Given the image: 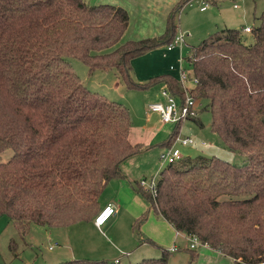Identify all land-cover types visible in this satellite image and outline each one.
<instances>
[{"label": "trees", "instance_id": "obj_1", "mask_svg": "<svg viewBox=\"0 0 264 264\" xmlns=\"http://www.w3.org/2000/svg\"><path fill=\"white\" fill-rule=\"evenodd\" d=\"M189 1L172 10L162 36L123 43L129 16L121 7L0 0V154L12 153L0 163V216L17 229L90 222L107 183L121 177L122 163L143 149L129 142L126 108L90 92L68 60L82 61L90 72L113 70L127 88L143 89L131 80L132 60L174 41L176 20ZM258 21L252 44L243 30L224 29L185 58V69L199 82L191 94L211 113V129L246 162L198 156L163 168L156 197L137 187L176 231L199 237L234 264L264 263V12ZM155 82L184 99L170 75ZM178 135L177 127L164 146ZM135 264H170L169 252Z\"/></svg>", "mask_w": 264, "mask_h": 264}, {"label": "rangeland", "instance_id": "obj_2", "mask_svg": "<svg viewBox=\"0 0 264 264\" xmlns=\"http://www.w3.org/2000/svg\"><path fill=\"white\" fill-rule=\"evenodd\" d=\"M83 1L88 5L109 4L108 2L103 3L100 0ZM118 1L126 6L119 5L129 14L128 27L122 37L123 43L153 39L164 34L168 18L166 19V17L161 16L162 11L160 7L164 6L161 2H155L154 0ZM215 1L216 3L207 2L209 5L208 11L201 12L200 8L206 0H192L182 10L179 15L180 18H177V34L186 32L192 37L187 42V45L183 44L178 47L182 50L183 58L188 57L190 49L193 46H198L204 39L211 37L221 30H241L245 25L257 27L259 25L258 18L264 12V0ZM242 36L247 44L250 45L254 42L251 34L243 32ZM162 49L161 47L155 49L144 56L133 59L131 62V80L136 84L143 85V89L127 88L126 83L119 79L113 70L90 72L82 61L73 58L68 60L73 72L90 92L96 93L108 101L119 103L126 108L131 121L129 142L151 144L152 147H149L146 152L135 156L137 161H144L143 170L141 169L143 173L141 180H147L148 183L153 178L159 179L158 173L163 169L159 160V152L163 150L161 144L164 143V140H167L168 134L174 128V125H164L160 120V116L158 117L149 111V107L152 104L164 102L162 97L164 86L163 84L156 83L155 77L157 74L168 72L169 65L173 62L163 59ZM185 67L187 68L186 64ZM187 71L190 75L186 86L192 89L194 88V75L191 70ZM171 73L177 74L176 71ZM197 101L198 119L182 122L179 131L181 138L191 137L197 143L187 147L178 145L184 157L192 159L198 156L218 157L234 165H243L246 162V156L232 152L223 140L213 132L211 129V113L204 110L203 105H200L201 102ZM131 142L130 144H132ZM203 142L207 143L206 147H200V144ZM138 146L141 149L147 148L140 144ZM11 155L10 150L1 153L0 163L8 161ZM178 165L179 163L175 166ZM103 191L98 198L99 207L107 202H112L114 198L112 190ZM99 212L100 210L95 206L90 216V222H93ZM112 217L101 230L103 235L110 240L111 247L115 251L122 250V247L117 242L119 241L117 237L123 239L125 236L133 234L138 247L141 246V242H139L140 235L148 239L142 232L140 224L131 226L127 221H120L114 224V218ZM89 227V222H80L77 223V226L73 227L51 228L30 224L25 229H17L7 217L0 216V264H57L70 260L72 255L67 240L77 237L83 244L95 241V235L89 230ZM87 228L86 238L81 234ZM175 242H178L176 246L181 248L177 253L171 252L169 247L162 245L163 249L169 250L170 264H232L229 258L209 249L203 247L196 250L189 249L190 241L188 237L179 238ZM129 251L132 250L123 252ZM141 253L148 256L146 258H160L162 256V251L155 247H139L135 252L132 251L130 257H122L125 260H121L119 264H135L139 262L142 259L135 261L136 255ZM113 256L114 254L110 252L107 260ZM192 257L195 259L193 260Z\"/></svg>", "mask_w": 264, "mask_h": 264}, {"label": "crops", "instance_id": "obj_3", "mask_svg": "<svg viewBox=\"0 0 264 264\" xmlns=\"http://www.w3.org/2000/svg\"><path fill=\"white\" fill-rule=\"evenodd\" d=\"M100 1H102L103 3L108 2L109 3L108 5H113V6H118V7H121L119 5H122L123 7H126L122 4V2H119L118 0H100ZM154 1L155 2L156 1L161 2L164 5L163 7H160L161 11H162L161 16L166 17V19H167L169 17L170 13L172 12V10L182 0H154ZM206 2H208V1H206ZM123 7H121V8H123ZM184 7H183V9H184ZM201 8H200L201 12H207L209 6L205 11H202ZM235 8H236V6H235ZM182 10H181V12H182ZM181 12L179 13V15L181 14ZM179 18L180 17H178V19ZM246 27H250V26L245 25L244 27H242L241 30L245 29ZM181 33L189 34L186 32H181ZM191 38L192 37L190 35V37L185 40V45H187V42ZM161 48H163L162 49L163 59L170 60V62L171 61H173V62H171V64L169 65V71L168 72H165L163 74H161V73L157 74L155 79L157 77H161L164 75H170L171 77H173L177 81L178 85H180L178 76H179L180 59L183 58L182 50H180L178 47L172 51L167 50L166 46H161ZM190 51H191V49H190ZM148 53H150V52H148ZM144 55H146V54H144ZM144 55H142V56H144ZM173 71H176L177 74L175 75L174 73H171ZM159 83L163 84L164 89H165L166 83H162V82H159ZM163 99H164V97H163ZM164 101H165V99H164ZM177 127H178V130L180 131L181 124L180 125L174 124V128L168 134L167 140L169 139L172 132L175 131V129H177ZM167 140H164V143ZM164 143L161 144V147H163V150L165 148H167L166 146H164ZM132 144H140L142 146H146L147 148H144L142 150V152L132 156L131 158L127 159L124 163H122V165L120 167L122 176L109 181L107 183V185L105 186V189H104V191L105 190H112V192L114 193V198L112 199V202H107L106 204H103L102 206L99 207V209L101 211L104 207H106L108 205L112 206L114 208V211H115L114 214L112 215L114 217L111 216L112 218H114V222H113L114 224H117L120 221H127V223L132 226V225L136 224L138 222V220L142 219V217L147 215L146 221L142 222V224H141V230L144 233V235H146L148 237V239L143 238L140 235L139 236V242H141L140 244L142 247L141 246H139V247L140 248L155 247V248L163 251L166 249H163L162 245H165V246L169 247V250L172 249L173 247H177L178 250L180 251L181 248L176 246V245H178V242H175V241H178L179 238L188 237V236L184 233H180V232L176 231L173 228V226H171L168 222H166L162 217H160L159 215L154 213L150 209L149 204L146 201H144V199L137 193L138 183H139V181H141L142 175H143L142 167L144 166V161H137L135 156L142 154L143 152H146L148 150V148L152 147V146L149 143H144V144L143 143H132ZM201 144H200V147H206V146H202ZM163 150H161L159 153H161ZM186 159H192V158H189V157L183 158V160H186ZM139 168H140V170L138 171ZM111 217H110V219H111ZM89 223H90L89 230L92 231L93 235H95V237H94L95 241H92V242L90 241L89 243L83 244L80 242V239H78L77 237L72 238V239H68L67 242H68V245L70 247V251H71V255H72L71 259L107 260L110 252H112L114 254V256L111 259H109L108 261L114 262L117 259L118 262L120 263L121 260H125V258H122V257L128 258L132 254V251L135 252L136 250H138V248H139L138 243L136 242V239L134 238L133 234H131L130 236H125L123 239L117 237V239L119 240L117 242L122 247L121 248L122 250L115 251V249H113V247H111L110 240H108L103 235V232L101 230V228L103 226L98 229L94 226L93 222H89ZM73 226H77V224H74L70 227H73ZM87 230H88V228L85 229L81 234L82 236H84L86 238H87V233H86ZM91 237H92V235H91ZM189 249H190V246H189ZM126 250H132V251L123 252ZM169 250H166V251L169 252ZM209 250L224 256L223 254H221L218 251H214L212 249H209ZM179 251H177V252H179ZM204 254H206V252H204ZM146 257H148V256L143 255V253L138 254V255H136L135 261H138L139 259H146ZM224 257H226V256H224ZM226 258H229V257H226ZM229 259L232 261V264H234V260L231 258H229Z\"/></svg>", "mask_w": 264, "mask_h": 264}, {"label": "built area", "instance_id": "obj_4", "mask_svg": "<svg viewBox=\"0 0 264 264\" xmlns=\"http://www.w3.org/2000/svg\"><path fill=\"white\" fill-rule=\"evenodd\" d=\"M192 2L189 1L190 4ZM208 3L204 2L202 5L201 10L205 11L208 8ZM245 33H252L251 27H246L243 29ZM190 37L189 34L180 33L177 34L174 41L168 45H166V49L169 51L174 50L175 48L182 46L185 44V40ZM185 58L180 59V67H179V84L182 88L184 93V99L181 100L178 96H175L172 91L165 87L162 91V96L164 97L165 101L163 103H155L149 107V111L152 114H156L160 116V120L164 125H174V124H181L186 120L196 119L199 116V112L197 109V101L192 96V90L198 85L197 78L194 77L193 83L194 88L190 89L186 86L189 78V72L185 69ZM195 139L191 137L181 138L179 135L177 136L175 142L171 147L165 148L159 155V160L162 164V168L169 165H176L180 163L184 156L182 154L181 149L178 145L181 146H192L195 145ZM207 143L203 142L201 145L206 146ZM160 174V173H159ZM159 177V175H158ZM157 181L156 178H153L150 183L147 180H141L138 183V187L142 188L149 192L153 197L157 195ZM114 208L110 205L104 207L99 214L93 220V224L96 228H101L105 225V223L110 219V217L114 214ZM190 241V249L196 250L197 248H206L211 249L207 243H203L199 237L197 236H188ZM51 249V248H49ZM171 252H177L178 248L173 247L170 249ZM118 260L116 259L113 264H118ZM264 264V263H262Z\"/></svg>", "mask_w": 264, "mask_h": 264}]
</instances>
